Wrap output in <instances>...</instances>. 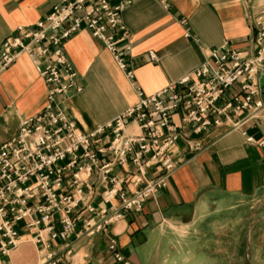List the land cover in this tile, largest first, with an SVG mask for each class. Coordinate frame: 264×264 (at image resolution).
<instances>
[{
	"label": "built area",
	"instance_id": "2783aa9c",
	"mask_svg": "<svg viewBox=\"0 0 264 264\" xmlns=\"http://www.w3.org/2000/svg\"><path fill=\"white\" fill-rule=\"evenodd\" d=\"M136 1L55 0L42 20L17 27L2 42L0 71L27 56L44 83L46 105L35 116L21 119L16 136L0 146V256H8L21 244V225L34 231L32 242L40 253L37 264H71L72 236L103 231L125 214L140 212L165 189L180 141L187 152L196 153L203 135L238 129L261 111L264 5L251 21L247 52L229 45L209 50L190 73L150 96L137 91L132 107L90 133L80 132L59 106L62 98L81 92L64 44L87 30L132 80L126 62L129 34L121 14ZM148 58L156 60L153 53ZM127 166L132 171L123 177L113 175L115 168ZM148 171L156 173L148 178ZM128 179L134 188L130 193L121 187ZM97 188L99 210L91 205ZM57 241L59 246L53 247ZM108 251L116 262L128 264L116 251L114 239Z\"/></svg>",
	"mask_w": 264,
	"mask_h": 264
},
{
	"label": "crops",
	"instance_id": "0c3cea01",
	"mask_svg": "<svg viewBox=\"0 0 264 264\" xmlns=\"http://www.w3.org/2000/svg\"><path fill=\"white\" fill-rule=\"evenodd\" d=\"M54 4L55 0H0V46L17 27L42 20ZM263 5L264 0L134 2L121 14L129 34L131 50L126 62L132 80L100 42L80 30L65 42L64 53L77 73L81 92L62 98L61 110L80 132L90 133L132 107L137 91L150 96L196 69L209 50L229 45L247 52L251 21ZM149 53L155 54V61L149 60ZM259 99L262 109L256 119L238 129L203 135L198 152H187L180 141L173 157L175 170L165 189L140 212L125 214L103 231L90 237L72 236L75 255L71 264H122L108 251L110 239L116 241V251L128 264H214L209 252L211 222L231 203L251 198L264 203L263 89ZM45 105L42 79L31 60L19 56L0 71V146L16 136L21 119L35 116ZM173 121L177 123L178 118ZM242 133L253 143H247ZM126 171H132L131 167H117L113 175L123 177ZM153 173L148 171V178ZM121 187L134 191L129 179ZM100 192V188L95 190L91 202L95 210L101 206ZM18 230L21 244L8 256H0V264H37L40 253L32 242L34 231L21 225ZM59 244L54 242L53 247Z\"/></svg>",
	"mask_w": 264,
	"mask_h": 264
},
{
	"label": "rangeland",
	"instance_id": "374dc122",
	"mask_svg": "<svg viewBox=\"0 0 264 264\" xmlns=\"http://www.w3.org/2000/svg\"><path fill=\"white\" fill-rule=\"evenodd\" d=\"M264 90V88H263ZM264 212V203L257 198L231 203L209 226V252L214 264H246L244 258V230ZM253 264H264V222L251 232Z\"/></svg>",
	"mask_w": 264,
	"mask_h": 264
},
{
	"label": "water",
	"instance_id": "95a60500",
	"mask_svg": "<svg viewBox=\"0 0 264 264\" xmlns=\"http://www.w3.org/2000/svg\"><path fill=\"white\" fill-rule=\"evenodd\" d=\"M258 83H259V88L263 89L264 88V70L261 72V74L259 76ZM263 220H264V214L261 215L260 217L256 218L255 220L251 221L245 229L244 252H245V258H246L247 264H252L251 251H250V233H251L252 229Z\"/></svg>",
	"mask_w": 264,
	"mask_h": 264
}]
</instances>
